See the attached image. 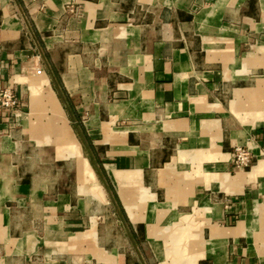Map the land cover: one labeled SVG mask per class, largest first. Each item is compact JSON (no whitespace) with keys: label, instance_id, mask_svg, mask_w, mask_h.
I'll return each mask as SVG.
<instances>
[{"label":"crops","instance_id":"obj_1","mask_svg":"<svg viewBox=\"0 0 264 264\" xmlns=\"http://www.w3.org/2000/svg\"><path fill=\"white\" fill-rule=\"evenodd\" d=\"M5 88L0 264H264V0H0Z\"/></svg>","mask_w":264,"mask_h":264},{"label":"bare ground","instance_id":"obj_2","mask_svg":"<svg viewBox=\"0 0 264 264\" xmlns=\"http://www.w3.org/2000/svg\"><path fill=\"white\" fill-rule=\"evenodd\" d=\"M43 84V82L41 83ZM37 93V92H36ZM50 98V103L52 105V108L54 110V115H55V118L59 121L62 120V113H61V110L60 108H58V105H57V102L52 99V97H48ZM65 121V120H64ZM65 135L67 137V141H66V144H68V150H69V153H70V157H77V164H78V171L85 175L86 176V182L87 184L91 187V189L93 190H98L99 191V185L97 183V181H94L95 179H93V175H92V172L88 166V163L83 159H81V149H80V146L78 144H76L71 136H70V133L69 131L65 132ZM118 180V189L120 191L121 188H125V184L127 183V179H123L122 177L120 178H116ZM98 200L99 201H102L104 202L105 200L103 199V197L101 196V193L98 195ZM126 208H127V211L129 213V215H131L132 217V220L134 222H136L137 220H139L137 218V215L134 213V207L130 204H126ZM136 224V223H135Z\"/></svg>","mask_w":264,"mask_h":264},{"label":"rangeland","instance_id":"obj_3","mask_svg":"<svg viewBox=\"0 0 264 264\" xmlns=\"http://www.w3.org/2000/svg\"><path fill=\"white\" fill-rule=\"evenodd\" d=\"M11 92H12V95L14 96V99L16 100V102H17V105H15L14 107H12V108H10L11 110H13L14 112H15V114H16V117H14V124H19L20 125V117L21 116H24V115H26V113L28 112V105H27V103L24 101V102H22V101H20V103H18L19 101H18V97H17V92H16V88H14V89H11ZM35 96V95H34ZM31 117V119H29L28 121L29 122H32V124L33 125H35V123H37L38 121V119H37V117L35 118V116L34 115H31L30 116ZM62 117V120L60 121L59 120V123H60V125L62 126L61 127V131H60V134L63 136V138H64V141H67V137H66V135H65V132H67V131H69V126L67 125V121L65 120V118L63 117V115L61 116ZM18 118H19V120H18ZM33 120V121H32ZM51 120H52V118H51V116L50 115H47L46 114V116H44L43 117V127H44V129H47V123H50L51 122ZM65 120V121H64ZM38 124H39V122H38ZM22 139H24V140H29L28 139V136H24V137H22ZM44 142H46L45 140L44 141H39V143H44ZM48 142V141H47ZM32 146H33V143H31V142H29V147H28V149L30 150V151H34V149L32 148ZM67 146V148H66V150L68 151V156L67 157H69L70 156V153H69V150H68V144L66 145ZM57 148V150H59V151H62V152H64V150H65V148L64 147H62V146H60V147H55V149ZM25 150V149H24ZM23 150V151H24ZM45 150V153L47 154V156L49 155V156H52L53 155V150H54V147H49V148H45L44 149ZM40 153H41V150H38L37 152H34V154H30V157H34L35 155H40ZM65 156H63L62 155V157L61 158H64ZM35 158V157H34ZM51 157H47V163H50V165H52L51 164ZM31 161H33V162H35V160H32L31 159ZM33 162H31V163H33ZM32 165V164H31ZM31 165H28L30 168H32L31 167ZM251 165H252V163H251ZM69 168H71V167H68V169ZM64 169H67V167L66 168H64ZM120 177H122L123 179H127L126 177H124V176H120ZM119 176H117V178H120ZM81 180V182H83V178H81L80 179ZM128 180V179H127ZM115 182H116V184H117V187L119 186L118 185V180L115 178ZM83 183H85V181L83 182ZM84 186H85V184H84ZM81 187H83L82 185H81ZM187 255V254H186Z\"/></svg>","mask_w":264,"mask_h":264},{"label":"built area","instance_id":"obj_4","mask_svg":"<svg viewBox=\"0 0 264 264\" xmlns=\"http://www.w3.org/2000/svg\"><path fill=\"white\" fill-rule=\"evenodd\" d=\"M17 105L14 96L12 95L11 88H5L0 91V106L5 108H12ZM234 160L233 168L234 169H247L251 166L253 157L248 149L243 147H237L234 149Z\"/></svg>","mask_w":264,"mask_h":264}]
</instances>
